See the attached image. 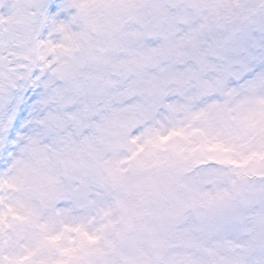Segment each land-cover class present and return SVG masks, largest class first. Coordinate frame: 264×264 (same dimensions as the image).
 I'll use <instances>...</instances> for the list:
<instances>
[{"label": "snow or ice", "instance_id": "snow-or-ice-1", "mask_svg": "<svg viewBox=\"0 0 264 264\" xmlns=\"http://www.w3.org/2000/svg\"><path fill=\"white\" fill-rule=\"evenodd\" d=\"M0 264H264V0H0Z\"/></svg>", "mask_w": 264, "mask_h": 264}]
</instances>
